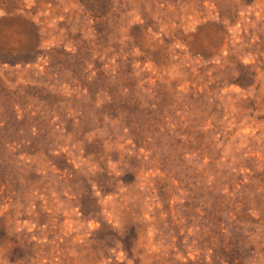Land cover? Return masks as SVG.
I'll use <instances>...</instances> for the list:
<instances>
[{
	"label": "rangeland",
	"instance_id": "rangeland-1",
	"mask_svg": "<svg viewBox=\"0 0 264 264\" xmlns=\"http://www.w3.org/2000/svg\"><path fill=\"white\" fill-rule=\"evenodd\" d=\"M0 264H264V0H0Z\"/></svg>",
	"mask_w": 264,
	"mask_h": 264
}]
</instances>
